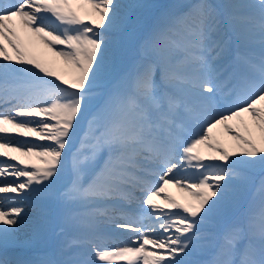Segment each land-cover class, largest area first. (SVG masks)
I'll return each instance as SVG.
<instances>
[{
    "label": "snow or ice",
    "instance_id": "6c2138e0",
    "mask_svg": "<svg viewBox=\"0 0 264 264\" xmlns=\"http://www.w3.org/2000/svg\"><path fill=\"white\" fill-rule=\"evenodd\" d=\"M0 264H264V0H0Z\"/></svg>",
    "mask_w": 264,
    "mask_h": 264
},
{
    "label": "bare ground",
    "instance_id": "6f19581e",
    "mask_svg": "<svg viewBox=\"0 0 264 264\" xmlns=\"http://www.w3.org/2000/svg\"><path fill=\"white\" fill-rule=\"evenodd\" d=\"M34 54L35 55H37L38 57L40 56V48H37V49H34ZM49 57H50V54H47ZM57 63H58V60H57ZM9 179H11V178H9ZM168 193L170 194V195H172V196H175V197H177V198H179V196H180V193H178L177 191H176V189H169L168 190Z\"/></svg>",
    "mask_w": 264,
    "mask_h": 264
},
{
    "label": "rangeland",
    "instance_id": "374dc122",
    "mask_svg": "<svg viewBox=\"0 0 264 264\" xmlns=\"http://www.w3.org/2000/svg\"><path fill=\"white\" fill-rule=\"evenodd\" d=\"M154 3H165V2H169V0H152ZM59 61H58V65H59Z\"/></svg>",
    "mask_w": 264,
    "mask_h": 264
}]
</instances>
